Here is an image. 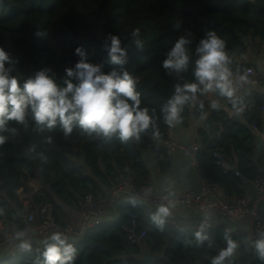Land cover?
Returning <instances> with one entry per match:
<instances>
[{
  "label": "trees",
  "instance_id": "trees-1",
  "mask_svg": "<svg viewBox=\"0 0 264 264\" xmlns=\"http://www.w3.org/2000/svg\"><path fill=\"white\" fill-rule=\"evenodd\" d=\"M134 29L140 30L142 49L132 42ZM210 30L226 41L232 72H243L244 67L236 59L245 55L250 42L264 44V0H0V48L9 54L11 63L5 67L13 68L12 75L20 78L21 86L42 69H51L62 85L65 69L74 68L79 59L75 55L77 47L86 50L88 61L101 65L104 73L121 71L120 66L109 62L104 48L110 43L107 37L116 35L128 48L129 60L123 70L130 74L134 70L141 107L147 106L154 114L158 131L153 135L150 127L139 140L122 142L118 135L109 140L88 137L78 125L65 138L59 122L52 131L39 132L30 114L25 125L10 121L7 127L15 128L16 134L0 131L7 137L0 145V242L16 231H25L28 215L43 205H50L56 223L66 227L76 221L72 214L78 213L87 194L103 199L122 182L129 181L138 188L151 183L152 163L143 159V151L151 144V137L164 136L161 105L177 82L194 79L192 63L177 78L163 69L162 61L186 32L191 33L194 61L199 40ZM37 31L42 35L37 36ZM236 97L239 108L252 104L245 115L247 125L261 129L259 109L264 96L236 92ZM199 101L204 107L199 102L185 106L183 122L178 125L187 128L190 119H205L204 126L196 132L200 171L210 182L221 184L230 199L236 201L242 197L240 180L233 174L224 175L212 154L216 148L231 149L229 152L238 157L240 172L255 178V136L248 126L233 122L224 111L212 112L206 96H200ZM228 106L236 111L230 102ZM32 146L35 151H29ZM152 154L155 165L165 172L172 155L165 150ZM260 163H264V154ZM144 213V207L124 201L117 207L116 222L108 220L80 241L68 239L76 249L72 264H211L212 258L227 246L224 227L205 232L211 246L207 241L197 244L195 232L181 233L168 225L160 228ZM131 214L140 216L138 233H146L137 245L128 243L125 232L131 227ZM227 234L239 247L224 264H264L253 246L257 239L249 234ZM29 242L31 250L21 255L12 256L10 246L0 250V264H44L37 240Z\"/></svg>",
  "mask_w": 264,
  "mask_h": 264
},
{
  "label": "clouds",
  "instance_id": "clouds-1",
  "mask_svg": "<svg viewBox=\"0 0 264 264\" xmlns=\"http://www.w3.org/2000/svg\"><path fill=\"white\" fill-rule=\"evenodd\" d=\"M36 35L40 36L42 33L37 31ZM131 35L134 46L142 49L140 30L134 29ZM107 40L110 43H106L104 48L109 62L120 66L121 71L113 69L104 73L101 65L88 61L86 50L77 47L75 55L79 59L74 68L65 69L66 77L62 85L57 83L51 69H42L27 78L21 86L20 78L12 75L13 68L5 67L6 63H11L9 54L0 48V131H10L15 135L16 129H9L8 123L11 121L25 125L30 114L39 132L45 129L52 131L59 122L65 138L72 134L74 125H78L88 137L104 140H109L114 135H118L122 142L130 138L139 140L141 133L148 131L150 127L154 129L153 135H158L154 114H150L147 106L141 107V93L136 89L135 78L129 71L123 70L129 60L128 48L122 46L119 36L110 34ZM191 44V33L186 32L174 42L162 61L163 69L177 78L187 71L190 63L194 65V79L190 82H177L171 96L161 105L164 123L169 127L183 122L181 114L185 106H193L199 102L203 108L199 97L209 93L217 94L230 102L237 112L241 111L237 107V90L233 86V72L230 68L232 60L226 51V41L215 31H207L195 48L194 61ZM239 80L247 81V75H240ZM211 107L218 108V102L212 101ZM6 140V136L0 135V145ZM47 141L51 143V137ZM29 151H35V146L29 148ZM170 214L169 207L161 205L151 219L162 228L165 218ZM206 223L207 216L200 230L195 233V240L197 244L207 241L211 246L210 237L204 232ZM25 236L26 233L22 230L14 234V238L20 241L19 247L30 251L31 244ZM224 240L226 248L212 258L211 264H224L239 247L227 233ZM43 244L44 264H72L76 249L63 233H52ZM253 246L257 257L264 261V238L254 241Z\"/></svg>",
  "mask_w": 264,
  "mask_h": 264
},
{
  "label": "built area",
  "instance_id": "built-area-1",
  "mask_svg": "<svg viewBox=\"0 0 264 264\" xmlns=\"http://www.w3.org/2000/svg\"><path fill=\"white\" fill-rule=\"evenodd\" d=\"M247 81H240V73L233 74V86L238 92H245L246 89L258 85V79L255 70L249 68L245 71ZM264 84V82H263ZM251 103L241 106V111L244 113L250 110ZM259 115L264 118V102L260 108ZM175 127H169L166 124L163 138L151 137V144L148 146L153 152L165 150L169 153L184 152L189 158L191 167L198 178V191L187 190L181 191L176 197H170L166 194L157 192L154 184L149 183L143 187H136L129 181L120 183L107 193L103 199H95L92 194H87L84 197L83 204L79 210L77 220L66 227L56 223L53 216L52 207L48 204L43 205L36 212H32L26 219L27 228L25 229V239L37 240L38 248L44 250L43 242L54 232L63 233L68 239L80 241L87 233L92 232L98 227L104 225L110 217L117 213V207L121 203V197L124 201L145 208L144 216H151L153 210H157L161 205L168 206L169 209L173 206H186L201 218L194 220H174L165 218L164 225L172 226L181 233H191L200 230L201 224L207 216V223L204 232L214 230L224 226L225 221L241 219L249 217V228L236 229L234 231L226 229L227 233L237 235L249 234L255 239L264 238V216L261 214V209H264V165L259 168V175L254 181L249 180L244 176L238 167V161L234 153H227L223 148H216L212 154L215 165L223 172L224 175L233 174L241 184L253 182L255 186L254 199L241 197L236 201H232L225 192L224 187L219 183L210 182L200 171L197 154L200 150V145L194 141L190 146H184L179 142L175 135ZM255 128V127H254ZM131 227L125 228L128 234L127 240L130 245H137L146 236V233L137 230V221L140 216L131 214ZM249 232L246 233V231ZM20 242L14 238V235H9L5 242H0V250L10 246L11 242ZM11 255H21L25 250L19 248L11 250Z\"/></svg>",
  "mask_w": 264,
  "mask_h": 264
},
{
  "label": "crops",
  "instance_id": "crops-1",
  "mask_svg": "<svg viewBox=\"0 0 264 264\" xmlns=\"http://www.w3.org/2000/svg\"><path fill=\"white\" fill-rule=\"evenodd\" d=\"M236 62L244 67L243 72H237L240 74H244L245 71L249 68H252L255 70L257 79H258V85H255L251 88L246 89L245 92H237L238 95L240 94H248L251 93L253 96H258L259 94L261 96H264V44L260 43L258 41L250 42V48H248L247 52L244 56L239 57L236 59ZM236 74V73H233ZM213 94V93H212ZM207 97L210 102L217 101L219 104L220 110L213 109L211 107V111H224L225 107H228V101L221 102L216 98V96L213 94L211 95L206 94L204 97ZM241 108V107H240ZM252 108V107H251ZM261 108V107H260ZM230 109V108H229ZM251 110V109H250ZM250 110L244 112V113H238L235 111V114L239 117V121L233 120V116L229 115V112L224 111L227 113L228 118L232 119L233 122H237L243 125H247V120L245 119L246 113H248ZM260 111V109H259ZM260 116V115H259ZM261 118V117H260ZM262 120V127L261 129H255L253 126H248L250 130H252L254 136H255V144H256V150H255V157L253 159V166L258 170L259 175V168L264 165V163H260V158L264 154V118H261ZM205 124V119H190L189 126L187 128H182L180 125H178L175 128V135L176 138L179 140L181 144L184 146H190L194 141H197L196 138V132L199 128L203 127ZM252 127V128H251ZM222 130V129H221ZM222 131L220 132V134ZM219 134V136H220ZM260 137L261 140V151L258 152L257 148V140L256 137ZM198 142V141H197ZM199 143V142H198ZM200 145V144H199ZM221 148V147H220ZM225 148V147H224ZM223 148V149H224ZM231 150V149H230ZM226 150V151H230ZM227 152V153H228ZM233 152V151H231ZM229 152V154H231ZM172 155V159L170 162L169 168L165 172H161L158 167L155 165L154 156L152 154V150L150 148L144 149L143 151V159L149 164V168L152 172V181L151 183L154 184L157 192L166 194L170 197H176L181 191H187V190H195L198 191V178L195 174L193 168L190 165L189 158L185 155L184 152L178 151L174 153H170ZM235 158L238 161V167H239V160L236 154L234 153ZM257 175V176H258ZM245 176V175H244ZM255 178H249V180L254 181ZM110 192V191H109ZM240 195L242 197H246L248 199H254L255 197V186L253 182H249L247 184H241L240 182ZM234 198H237L234 196ZM123 197H121V203L124 202ZM156 210H153V213H155ZM79 213V211H78ZM72 214L74 216V221L77 220L79 214ZM170 215L166 218L174 219V220H194L199 219L201 216L187 208L186 206H173L170 208ZM263 215V214H262ZM152 216V214H151ZM150 216V217H151ZM264 216V215H263ZM118 220V214L114 213L110 219V221H117ZM249 217H243L241 219L236 220H229L224 222V226L226 229L229 230H236V229H245L249 228ZM249 232V230L246 231V233ZM19 243L20 242H11V249L17 250L19 249ZM7 251V250H5Z\"/></svg>",
  "mask_w": 264,
  "mask_h": 264
},
{
  "label": "water",
  "instance_id": "water-1",
  "mask_svg": "<svg viewBox=\"0 0 264 264\" xmlns=\"http://www.w3.org/2000/svg\"><path fill=\"white\" fill-rule=\"evenodd\" d=\"M131 73H132V75L135 74L133 69H131ZM220 109H221V108L218 107L217 110H220ZM224 111L229 112V115H230V116H233V117H232L233 120H235V121H239V117L235 114V111H234V110H230L228 107H225V108H224ZM251 128H252V127H251ZM256 140H257V145H258L257 151L260 152V151H261V148H260V146H261V140H260V137L257 136V137H256Z\"/></svg>",
  "mask_w": 264,
  "mask_h": 264
},
{
  "label": "rangeland",
  "instance_id": "rangeland-1",
  "mask_svg": "<svg viewBox=\"0 0 264 264\" xmlns=\"http://www.w3.org/2000/svg\"><path fill=\"white\" fill-rule=\"evenodd\" d=\"M211 95H213L212 93H210Z\"/></svg>",
  "mask_w": 264,
  "mask_h": 264
}]
</instances>
